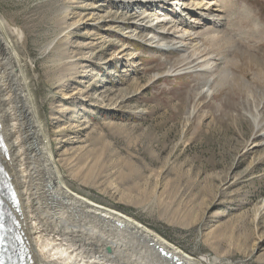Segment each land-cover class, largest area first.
I'll return each instance as SVG.
<instances>
[{
	"label": "rangeland",
	"instance_id": "rangeland-1",
	"mask_svg": "<svg viewBox=\"0 0 264 264\" xmlns=\"http://www.w3.org/2000/svg\"><path fill=\"white\" fill-rule=\"evenodd\" d=\"M220 2L236 47L212 49L229 77L216 76L209 94L200 91L212 74L179 72V53L143 43L144 29L132 38L133 10L116 0H0V18L70 188L199 264H264V57L249 65L247 55L260 42L264 50V0ZM93 13L105 21L87 20ZM113 238L119 263L83 254L92 264H158Z\"/></svg>",
	"mask_w": 264,
	"mask_h": 264
},
{
	"label": "bare ground",
	"instance_id": "bare-ground-1",
	"mask_svg": "<svg viewBox=\"0 0 264 264\" xmlns=\"http://www.w3.org/2000/svg\"><path fill=\"white\" fill-rule=\"evenodd\" d=\"M116 1L120 8L133 10L128 21L133 27L132 38H136L138 30L144 29L148 34L144 35L143 43L159 50L179 53V72L212 74L203 83L201 94H209L216 87V76L221 81L227 80L228 68L221 69L225 67L222 65L226 63V56H218L212 50L222 48L224 44L236 47L233 36L230 40L222 32V26L227 30L231 28V21L225 12L227 7H221L220 0ZM170 7L167 13L166 9ZM191 13L195 15L190 16ZM92 15L87 20L105 21L102 16L98 19L97 13ZM257 34L264 37L261 26L257 27ZM205 40L208 43H204ZM260 44L252 47V53L247 52L251 56L249 65L264 57V50L258 49L262 46ZM167 73L172 74L173 68H169ZM261 78H264V71ZM42 132L27 79L11 43L6 39L0 18V198L7 205L4 224L13 233L22 252L20 260L11 264H92L91 253L106 254L116 262L115 253L122 248L111 246L113 236L124 246L149 250L148 255L158 264L175 263L155 245L180 257L184 264H199L133 217L70 188L53 162ZM131 197L128 194L124 199ZM130 249L126 254L133 260L135 253H130ZM83 253H90L91 257L87 258ZM201 259L209 262L206 256ZM109 263L104 261V264Z\"/></svg>",
	"mask_w": 264,
	"mask_h": 264
},
{
	"label": "water",
	"instance_id": "water-1",
	"mask_svg": "<svg viewBox=\"0 0 264 264\" xmlns=\"http://www.w3.org/2000/svg\"><path fill=\"white\" fill-rule=\"evenodd\" d=\"M156 246V248H158L161 252H162V254L166 257V258H168V259H170L173 263H175V264H184V261H183V259H181L180 257H178V256H175V255H173L172 253H169V252H167L166 250H164L162 247H160L159 245H155ZM111 249H109V251H110Z\"/></svg>",
	"mask_w": 264,
	"mask_h": 264
}]
</instances>
